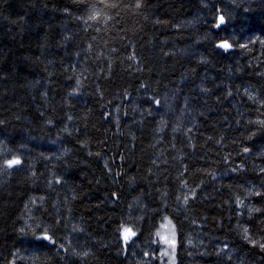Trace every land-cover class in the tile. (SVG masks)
<instances>
[{"label":"trees","instance_id":"obj_1","mask_svg":"<svg viewBox=\"0 0 264 264\" xmlns=\"http://www.w3.org/2000/svg\"><path fill=\"white\" fill-rule=\"evenodd\" d=\"M200 1L204 14L196 17V0H0V132L22 129L37 140L55 139L62 162L75 170L67 182L52 163L51 181L41 187L37 154L16 150L0 136V264H130L125 229L135 233L139 247L151 249L165 222L176 233V264H203L200 253L208 260V251L219 249L222 256L231 247L242 253L251 248L244 264H261L256 257L264 249L255 244L264 240V220L253 217H264V65L240 67L243 31L233 35L217 26L209 5L218 0ZM250 2L230 5L232 14L244 13L239 27L255 16ZM249 30L264 44V24ZM60 35L71 37L77 58L84 52L92 58L94 78H82V93L66 82L69 54L57 48ZM191 45L197 52L185 53ZM28 87L49 91L50 109ZM135 88L144 104L130 91ZM256 90L261 98L254 103ZM69 136L79 142V156L68 158ZM99 156L110 174L95 162ZM11 160L19 163L8 166ZM152 198L162 205L155 207ZM178 201L184 209L173 212ZM45 232L50 239H43ZM53 247V256L41 255ZM129 256L135 262L132 250Z\"/></svg>","mask_w":264,"mask_h":264},{"label":"rangeland","instance_id":"obj_2","mask_svg":"<svg viewBox=\"0 0 264 264\" xmlns=\"http://www.w3.org/2000/svg\"><path fill=\"white\" fill-rule=\"evenodd\" d=\"M196 1H197V4H196L197 9L194 7L193 13H195V16L197 17L198 14L203 15L204 10H203V7L200 5L202 3V1H200V3H199V0H196ZM207 1H215V0H206L205 3ZM237 1H239V0H218L213 4H210L209 6L211 7V9H213V8L216 9L219 12L220 17L223 16L224 22L221 23L220 17H219V24L221 26H225V27L230 28V31L232 32L233 35H236L239 32V30L243 31L242 35L238 39V43H239V46L244 49V51L240 48L239 52L241 54L239 55V59H237V60H240V63H239L240 67H243L247 71H250V65H254L256 63L264 65V44H263V41L259 37L258 34H256L255 32H251V30H249L251 28H260L261 29V26L264 24V21H262V18L264 19V5L262 4L261 6H255L254 4L261 2V0H258V2L251 0V2L248 4L247 8L250 10V12L252 14H255V16H253L249 21H246L245 25H242L241 27H239L238 25L240 24L241 20L243 19L244 13L236 15V14H232L229 11L230 5L236 3ZM69 14H72V13L69 12ZM191 23L192 22H190L189 24H191ZM82 33H85L84 29H82ZM60 37L61 38H59L60 39L59 45H57L58 50L59 51L61 50L60 52H62L63 55L69 54V57H67V60H66L67 62L64 60L66 62V65L64 67H66L67 70L69 69L71 71L70 72L71 78L69 77L70 79H67L66 82L74 84V86H76V90L80 91L82 93V90L86 86V85L81 86V82H83L82 78L87 77V78H90L91 81L94 78L93 72H89V70H88V69H90L91 65L93 67L92 58L90 56H89L90 58H86L85 54H87V52L82 53V57L80 59L77 58L74 54H72L73 53L72 52L73 47H72V49H69L71 47L70 46L71 43H69L71 41V37L69 35L68 36L67 35H60ZM189 41L190 40H188V42ZM195 43L196 42H194V44ZM257 44H258V46L259 45L260 46L259 47L256 46ZM55 46L54 47L52 46V49H55ZM164 46H167V45H164ZM154 48H155V45H154ZM154 48L151 47L152 50ZM194 48H195V52H197V46L191 45V46H189V49H187V51L185 53L191 52L192 50H194ZM177 54H179V51H177ZM182 54H184V53H181V55ZM135 63H136V68H137V69H135V73L138 74L142 71V63L140 60H139V62H135ZM121 66L120 67L123 68V70H124L123 72H127V67H126L127 64L123 63ZM120 67H119V69H120ZM140 75H138V76H140ZM258 76H261V74ZM95 88H98L97 83L95 84ZM136 89L137 88L130 89V91L135 90L136 94H135L134 98L136 100H138L139 102H142V104H144L143 103L144 99L142 100V97H141V94L144 96V93L143 92L139 93L138 90H136ZM27 90L30 92L29 94L32 96L33 99H35V97L39 94L40 102L42 101V104L47 109H50V104H51L50 95H51V93H49V91H48V94L45 95V92L41 91V89L38 90L37 88H35L33 90V89L28 87ZM98 90H99V88H98ZM68 91L72 92L70 90H68ZM85 92H86V90H85ZM256 92H257L256 98L254 100H251L254 103H256L258 101V99L261 98L260 94H259V90H256ZM71 95H72L71 93H67V97H69ZM86 95L88 96V98L90 100L96 99L93 94L92 95L90 94L89 91L86 92ZM122 96H125V94L123 93V94H120V97H115L113 99L114 100L113 103L120 101L122 99L121 98ZM125 100L128 102V104H130L129 103L131 101L130 98H125ZM76 103H79V105L83 104L82 100H77ZM105 109L106 108L104 107L101 110V112H103ZM127 109H129V108L127 107ZM169 110H170V108H169V106H167L166 113H168ZM110 114H108L107 116L102 118L106 125L109 124L108 121L106 120V118L108 119L110 117ZM122 115H123V117L128 118L127 112L122 113ZM69 124L73 125V123H69ZM73 126L75 129H77L76 125H73ZM1 127H4V125L2 124ZM61 127H63V126H61ZM68 127H69V125L65 126V128H68ZM2 134L4 136L6 135L7 137H9V140H10L12 146L16 150L26 151V150L30 149L32 152H35L34 154H37L36 159L34 158L35 162H36L35 163V171L37 174L35 181L37 183L41 184V187L44 186V181H46V183L51 181V178L48 176V174L51 172L50 171V165L52 163H54L56 165H60V166H56V167L62 169V171H61L62 174L64 176H67V178H68L67 182L72 181L71 178H75V170H72L71 168H70V170L67 169L70 166L68 164L62 162L64 155H60V152H62V150L57 147V141L55 139L44 138V139L37 140V139L32 138L31 135H29L28 133L25 132V130H22V129L17 130V131L12 132V133H4L2 130L0 132V136H2ZM68 140H70L73 143V146H70L72 148L73 152H72V155L68 156V158H70L74 154L79 156L81 151H82L81 147L79 146V142L72 140L71 136H69ZM60 145L61 146L66 145V141L62 138H60ZM55 148L57 150L53 151V149H55ZM44 150H50V151L52 150V151L50 154H48L46 156L40 155L39 153L43 152ZM130 150H131V146H130ZM34 154H32V156ZM32 156H30V158H32ZM50 158H51V162L48 163ZM89 159L91 160L92 157H90ZM102 159H103V156H99L98 160L95 162L98 165H102L103 170H105L106 173L110 174V172L106 168L109 163L103 162ZM81 166L85 167V168H89L88 164L82 163ZM28 175H30V173ZM236 177H237V180H236V178H233L232 182L238 181V176H236ZM103 178H104V176H103ZM229 178H232V177L229 176ZM9 182H11V180H5V183H3V185L8 184ZM110 185L113 188L117 187V185H115L116 187H114L113 182H111ZM121 191H122V189H121ZM123 191H124V196H126L127 195L126 190H123ZM127 191H129V190H127ZM104 198H105V196H104ZM152 199L155 203V207H160L162 205L161 203L159 204L156 202V198H152ZM168 200H169V198H168ZM252 200H253V197L250 196L249 199L247 200V202L252 204ZM169 201H171V199ZM108 206L112 207V208L116 207V206H113L112 204H110ZM120 206L121 205L119 204L118 207H120ZM179 206L181 207L180 209H184V205H180V203L178 201L177 205L175 207H173L174 210H172V211L173 212L178 211ZM163 210L164 209H162V211ZM157 212H158V210H155V213H157ZM176 213H178V212H176ZM253 218H255V221H257L260 218H261V220H264V217H253ZM167 220L169 221V219H167ZM248 223H252V219ZM187 225H188V229H191L194 227V223H191V222H189ZM64 230L66 233H68L69 232L68 226H65ZM125 237H127V233L125 234ZM69 238H68V236L65 238L61 237L60 242L62 244H65L68 242ZM244 238L246 240H248L249 244L253 241V235L252 236L244 235ZM127 240H128V242L126 243L124 249H125V255L127 256V258H125V259L128 263H130V264H174L175 246L173 243L172 227L169 223H167V222L164 223V225L162 226V228L160 230L159 235L157 236L156 242L154 243V245L150 244V247L153 245L151 249L139 247L140 244H138L133 238H128ZM236 242H242V239H237ZM154 246L156 248V252L154 251ZM255 246L257 247V251L264 249V240H261V243L255 244ZM54 249L56 251H58L56 247L51 248V251L46 250L44 253H42V250H41V255L42 256L43 255L44 256L45 255H48V256L52 255L53 256ZM131 250L137 256L135 259V262H133V259L131 256L128 257V253ZM217 250H218L217 252L208 251V254L210 255V259H208V260H206L203 256V254L200 253V256L203 258L201 262L203 264H217V263L218 264H230V262L233 261L234 263H232V264H237V263H239V262H236V261H238L237 258L245 256L246 258H243L242 259L243 261L240 263V264H244V263L249 261L250 256L252 257V252L249 253V251H251V248H248L245 252L242 253L239 250H237L236 248L231 247L230 250L227 251V254L222 255V256H220V254H219V249H217ZM241 251H243V250H241ZM196 253H198V252H196ZM196 253H194V255ZM143 254L146 255L145 259L147 261L143 262V260H142ZM114 255H116L115 252H114ZM185 255L188 257L187 252L185 253ZM218 258L221 260H219ZM256 261L260 262L261 264H264V253H258V256L256 257Z\"/></svg>","mask_w":264,"mask_h":264},{"label":"snow or ice","instance_id":"obj_3","mask_svg":"<svg viewBox=\"0 0 264 264\" xmlns=\"http://www.w3.org/2000/svg\"><path fill=\"white\" fill-rule=\"evenodd\" d=\"M136 6L139 7L140 5L137 4ZM220 21H221V23L224 22V20H223V16L220 17ZM219 46H220V47H224V48L229 47V45H227V44H221V45H219ZM245 151H247V149H245ZM18 163H19V160H11V161L8 162L9 166H12L13 164H18ZM125 231L127 232V231H129V230H128V229H125ZM246 231H247V230L245 229V232H246ZM38 238H39V237H38ZM43 239H50V237L47 235L46 232H45V235L43 236Z\"/></svg>","mask_w":264,"mask_h":264}]
</instances>
